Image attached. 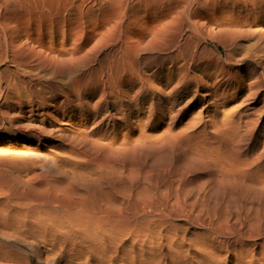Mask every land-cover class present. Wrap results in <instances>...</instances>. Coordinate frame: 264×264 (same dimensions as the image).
I'll list each match as a JSON object with an SVG mask.
<instances>
[{
    "label": "bare ground",
    "instance_id": "6f19581e",
    "mask_svg": "<svg viewBox=\"0 0 264 264\" xmlns=\"http://www.w3.org/2000/svg\"><path fill=\"white\" fill-rule=\"evenodd\" d=\"M0 101L67 141L0 182V264H264V0H0Z\"/></svg>",
    "mask_w": 264,
    "mask_h": 264
},
{
    "label": "rangeland",
    "instance_id": "374dc122",
    "mask_svg": "<svg viewBox=\"0 0 264 264\" xmlns=\"http://www.w3.org/2000/svg\"><path fill=\"white\" fill-rule=\"evenodd\" d=\"M254 79L255 74H252L247 76L246 82ZM21 93L24 98L27 99L26 91L21 89ZM19 118L20 115L18 114L16 106L10 105L7 107L2 105L0 101V182H4V180L5 182L9 181V179H7L8 174H11V171L14 172L13 168L19 163V160H24L20 159L19 156L21 155V149L25 148L41 149L43 152L53 155L52 158H55L56 167L63 169L65 165L64 161L54 154V151H51L50 148H53V150L61 148L67 141L55 139V137L40 134L37 131L33 132L29 130L26 132L23 130L22 124L17 121ZM47 121L49 122L50 119L47 118L46 122ZM55 145L57 146L55 147ZM67 147L69 148V146ZM147 168L148 167H146V169ZM33 171L37 172V176L46 175L50 177L51 174L48 167L41 169L39 165H34ZM152 171V174L156 173L155 170ZM34 177V175L31 176V178ZM247 202H252V200L250 201V199H248ZM248 207H252V205L250 204Z\"/></svg>",
    "mask_w": 264,
    "mask_h": 264
}]
</instances>
